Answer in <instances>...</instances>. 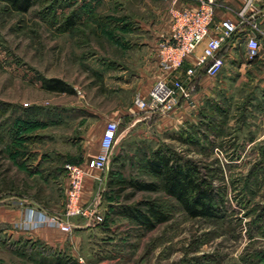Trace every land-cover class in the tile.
<instances>
[{
	"label": "rangeland",
	"instance_id": "374dc122",
	"mask_svg": "<svg viewBox=\"0 0 264 264\" xmlns=\"http://www.w3.org/2000/svg\"><path fill=\"white\" fill-rule=\"evenodd\" d=\"M165 2L33 0L28 11L17 12L0 1V202L64 218V165L81 162V137L96 129L101 113L133 106L138 67L157 64L146 49L147 16ZM243 58L225 64L254 60ZM52 78L72 92L45 89L42 80ZM250 81L225 83L185 117L180 107L165 114L173 121L165 132L147 120L117 143L106 171L96 173L102 220L69 218L74 227L64 235L81 240L78 251L121 255L115 264H264V102ZM157 148L198 165L223 195L222 217L192 218L161 189L118 183L158 184L146 165ZM145 201L169 216L149 231L127 214L144 209ZM6 237L0 232V264L74 262L63 255L67 247L9 244Z\"/></svg>",
	"mask_w": 264,
	"mask_h": 264
},
{
	"label": "crops",
	"instance_id": "0c3cea01",
	"mask_svg": "<svg viewBox=\"0 0 264 264\" xmlns=\"http://www.w3.org/2000/svg\"><path fill=\"white\" fill-rule=\"evenodd\" d=\"M165 5L162 7L154 8L148 14V23L145 26L148 39L146 41V49L148 53H155L156 46L160 39L168 35L170 30V15L168 12L169 7L175 1L177 7L195 8L198 0H165ZM245 0H217L215 2V15L213 23H218L222 18L229 17L238 25L234 36L227 40L220 50L219 54L223 58V66L220 71L213 77L206 74H201L194 83L192 91V105L189 106L182 104L179 109L180 117H185L190 108H198L200 105L206 104L211 100H205L213 96L221 87L228 82L234 80H249L255 86H259L262 90L261 101L264 102V0H252L251 6L248 9V14H253L256 20L257 29H251L248 25H241L237 17V11L241 8ZM140 22V21H138ZM253 34L259 42L258 56L250 64H225L226 60H236L237 56L244 60L246 59V35ZM203 44L198 47L200 51ZM237 55V56H236ZM138 74L136 79V94L139 93L145 96L152 86L153 82L160 75L158 64H142L138 67ZM135 109H133V108ZM130 109H121L115 112L101 113V120L97 124L95 130L86 129L84 135L81 137V162L79 163L84 168V177L82 180L81 190V203L85 207L91 206L97 199L94 194L97 188L98 173L86 167V162L89 158L95 156L99 150L100 140L102 133L106 126L107 121L116 120L118 122L117 140L114 146L123 141L130 140L136 125L140 122L147 120H155L157 129L165 132L172 127L173 121L169 115H148L144 111L138 110L134 105ZM262 124L264 123V104L260 108ZM96 141L91 143L90 138ZM84 148V149H83ZM114 148V147H113ZM67 187V179H66ZM43 212L41 208L34 205H19L13 206L9 202H0V232L7 234L5 243H14L13 241H29L31 243H39L46 245L51 249H60L67 247L68 251L63 254L76 264H115L113 261L119 260V256L113 258H106L96 252H79L80 239L78 237H70L64 235L57 228L41 225L36 228L28 227V215H38ZM72 223V222H71ZM57 256V255H56Z\"/></svg>",
	"mask_w": 264,
	"mask_h": 264
},
{
	"label": "built area",
	"instance_id": "2783aa9c",
	"mask_svg": "<svg viewBox=\"0 0 264 264\" xmlns=\"http://www.w3.org/2000/svg\"><path fill=\"white\" fill-rule=\"evenodd\" d=\"M216 1L198 0L195 8L177 7L174 1L169 7L170 30L168 35L160 39L154 53L160 75L145 96L135 94L133 103L138 110L148 115H165L182 104L190 106L196 79L201 74L213 77L220 71L223 58L219 52L223 44L234 36L238 25L229 17L213 23ZM251 3L252 0H245L237 11V17L241 25H248L254 30L257 29L255 17L248 14ZM201 44L203 46L198 51ZM258 51L259 42L250 32L246 35V59H255ZM117 131L118 122L107 121L99 150L87 160V168L97 172L106 171L117 140ZM64 170L67 179L64 218L45 212H39L37 217L29 214V228L48 225L57 228L61 233L69 234L74 227L69 218L73 216H81L88 223H99L102 220L98 201L89 207L81 203L84 168L80 164L66 163Z\"/></svg>",
	"mask_w": 264,
	"mask_h": 264
},
{
	"label": "trees",
	"instance_id": "16d2710c",
	"mask_svg": "<svg viewBox=\"0 0 264 264\" xmlns=\"http://www.w3.org/2000/svg\"><path fill=\"white\" fill-rule=\"evenodd\" d=\"M17 12H26L33 0H0ZM75 18L68 19L72 25ZM69 25V26H70ZM45 89L58 92H72V89L60 79H44ZM148 170L159 179V183L133 180H118L120 184L131 186L139 191H157L161 189L172 197L192 218H220L225 211L223 195L212 184L208 176L200 172L198 165L190 159L175 156L170 148H157L146 161ZM144 209H132L127 212L145 230H152L158 224L168 220L169 216L162 208L152 201L143 203ZM75 262V261H74ZM69 264H76L74 263ZM61 264V263H60ZM63 264V263H62Z\"/></svg>",
	"mask_w": 264,
	"mask_h": 264
}]
</instances>
